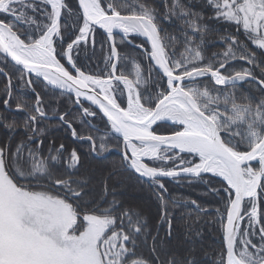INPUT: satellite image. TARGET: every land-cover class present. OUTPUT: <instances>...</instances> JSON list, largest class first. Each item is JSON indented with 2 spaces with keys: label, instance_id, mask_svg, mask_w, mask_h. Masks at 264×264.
I'll return each mask as SVG.
<instances>
[{
  "label": "snow or ice",
  "instance_id": "1",
  "mask_svg": "<svg viewBox=\"0 0 264 264\" xmlns=\"http://www.w3.org/2000/svg\"><path fill=\"white\" fill-rule=\"evenodd\" d=\"M201 4L0 0V264H201V220L211 264H264V0Z\"/></svg>",
  "mask_w": 264,
  "mask_h": 264
},
{
  "label": "trees",
  "instance_id": "2",
  "mask_svg": "<svg viewBox=\"0 0 264 264\" xmlns=\"http://www.w3.org/2000/svg\"><path fill=\"white\" fill-rule=\"evenodd\" d=\"M185 3H190L194 7L195 10L200 11L202 8L201 0H185ZM210 29H215V31L210 32L207 37V47H208V55H211L212 52H221L223 48L221 47L219 41L220 36L217 34L218 32H223V28L221 25L217 24L215 21L206 19L204 21ZM166 27L170 29L174 27L173 24H167ZM242 63V62H239ZM4 84V80L0 78V87ZM31 96V93L28 94ZM67 107V104L64 100L61 101V111ZM79 127V125H77ZM4 135L3 131L0 130V137ZM51 135L56 136L58 138H63L65 143L73 146V142L70 134L63 128H53L51 131ZM80 151H87L86 147L81 148ZM114 158V157H113ZM106 166V162L102 159H96L91 162L92 169H102ZM171 192L176 194L179 197H189L191 199H196L201 203L208 205H215L216 201L209 195H204L203 193L206 191L203 185L198 183H194L191 186H170ZM129 195L134 198V200L138 203H141L143 207L146 209L147 213L151 216H155L157 213V204L154 198L147 191H130ZM195 219V214H193V220ZM186 223H192V221H186ZM195 227H199L203 232V239L201 240L199 237H196L194 234L192 238L196 241L195 244V256L201 264H211L212 258L219 251V233L214 230V227L208 224H204L203 220L200 223L196 224ZM163 234V233H162ZM186 234L184 228L181 227L180 231L176 234L177 240L180 243V250L182 254H185L184 250L189 248L192 244V241L186 239ZM207 257V260L205 259Z\"/></svg>",
  "mask_w": 264,
  "mask_h": 264
}]
</instances>
